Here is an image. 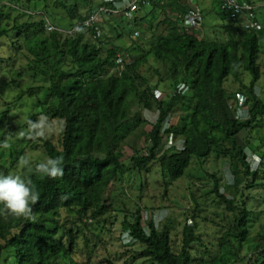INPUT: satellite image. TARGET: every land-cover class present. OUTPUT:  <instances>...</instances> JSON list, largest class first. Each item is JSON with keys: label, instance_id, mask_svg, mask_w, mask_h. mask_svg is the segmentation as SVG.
I'll return each mask as SVG.
<instances>
[{"label": "trees", "instance_id": "obj_1", "mask_svg": "<svg viewBox=\"0 0 264 264\" xmlns=\"http://www.w3.org/2000/svg\"><path fill=\"white\" fill-rule=\"evenodd\" d=\"M145 1L147 3L141 4L140 10L151 6L147 14L151 18L158 8L166 13L175 10L180 16L175 20L167 15L163 20L166 32L155 36L146 54L115 74H111V70L115 69V58L119 54L116 47L108 50L106 57H103L102 47L91 44L86 34L64 39L60 33L62 30L69 31L76 22L86 19L95 9L93 0L84 1L89 4L85 15H81L77 4L69 9L65 0H42L48 8H68L70 22L65 28L61 26L64 21L60 20L57 26L50 23L54 30L46 32L49 21L43 18L33 21L31 17V21L23 24H18L16 19L12 28L0 30V37L7 35L9 30L17 31V38L10 46L16 55L11 63L14 72L21 75L28 70L34 82L41 83L21 92L15 102L23 106L25 99L36 97L40 110L38 113L30 110L28 119L36 120L46 115L61 125L58 144L42 137L30 140L33 149L43 142L46 156L63 157L64 168L62 177L51 179L35 171L40 163L37 162L33 171L25 176L30 177L36 185L40 199L33 205L32 219L0 215V258L10 253L12 264H53L63 255H74L82 231L74 227L76 220L71 221L70 228L60 225L59 212H74L81 222L89 215L92 219L102 216L109 208L106 204L107 190L127 170L139 173L149 171L157 162L164 178L178 180L185 176L193 159H207L214 153L230 159V169L238 189L255 172L248 162L245 149L237 143L236 138L264 116V102L255 93L261 76L259 59L264 54V23H260L258 32L234 24L231 30L233 35L225 42L199 39L196 32L182 26L190 9L188 0ZM112 4V1L101 4L96 0V6L110 8ZM43 14L47 16L46 12ZM5 18V15L0 17ZM144 19L147 20V17ZM134 21L136 24L137 18ZM20 57L28 61L25 68L22 65L18 68L22 60ZM149 57L166 67L163 74H158L155 68L160 76L157 85H152L150 79L139 72ZM242 71L252 75L249 86L241 82ZM229 77L241 84L239 93H246L249 117L245 121L234 118L226 104L231 98L225 88ZM4 79L0 77V81ZM166 79L170 80L171 91L159 99L155 91ZM7 84H2L1 91ZM40 95L44 98H40ZM133 102L145 109L156 106L159 116L147 134L151 143L148 153L141 156L136 151L127 166L122 161L123 145L144 123L137 115L130 117ZM176 110L182 111V115L167 132L181 137L182 150L173 155L167 152L160 154L162 125ZM9 112L0 111V124L9 118L11 125L20 116L18 113L9 117ZM5 137L4 134L0 140L3 141ZM0 173L9 172L0 167ZM212 178L216 182L214 193L218 199L225 203L229 211H238L234 226L220 237L216 251L211 252L208 246L203 245L195 226L184 227L176 250L171 228L165 225L158 230L149 221L145 230L138 212L134 221L130 223L125 220L122 228L134 243L144 246L139 254L142 258L153 264H264V233L258 234L259 245L255 248L257 256L254 258H241L239 248L233 243L234 239L239 244L252 242L251 218L258 215L248 210L245 201L240 207L235 199L221 195L218 179L215 176ZM259 186L264 184L254 179L245 185V189L253 190ZM192 218H196L195 211ZM81 238L84 246H87L89 241Z\"/></svg>", "mask_w": 264, "mask_h": 264}, {"label": "rangeland", "instance_id": "obj_2", "mask_svg": "<svg viewBox=\"0 0 264 264\" xmlns=\"http://www.w3.org/2000/svg\"><path fill=\"white\" fill-rule=\"evenodd\" d=\"M65 1L69 9L74 7L75 4L80 6L79 12L81 15H85L89 9V4H86L85 0ZM93 1L95 7L96 0ZM167 1L165 0V2ZM250 1L251 4L256 6L258 21L264 23V0ZM195 2L203 14V23L199 31H195L199 35L197 37L217 42L227 41L233 35L231 30L235 25L220 12L219 0H196ZM188 4H190L189 0ZM68 8L66 10L48 8L42 0H0V17L2 15L7 17L4 20L0 19V30L12 28L16 19L18 24H23L31 21V17L33 21H40L43 18L56 26L61 20L64 21L61 26L65 28L70 22L67 17ZM150 11L151 6H145L134 15L132 21L121 16L109 18L104 22L103 36L98 40L87 36V40L93 45L102 47L103 57H106L108 50L116 47L120 54L123 52V54L129 55L127 59L133 62L150 50L155 36L166 32V25L163 24V20L167 15H171L175 20L180 16L175 10H168V13H166L158 8L154 12V17L151 18L147 15ZM45 12L47 16H44L43 13ZM146 17L147 20L144 19ZM135 18L138 21L136 24ZM150 23L153 24L152 30L150 29ZM63 31H60L63 38H68L65 34L68 30ZM134 32H139V36L135 37ZM16 38L17 31L13 29L9 30L7 35L0 37V67L2 66L0 77L5 78L0 81V103H2L0 104V111L2 113L10 111L9 117H14L18 113L20 115L15 118L14 123L11 125L9 118L0 124V137L4 134L6 137L11 134L8 141L10 146L7 149H0V167L9 173L25 177L33 171L37 162L41 163L48 157L43 148V142H39L38 146L33 149L30 139L18 135L19 130L26 128L25 125L30 117V110L38 113L40 107L37 106L36 97L25 99V105L23 106L15 102V99L29 87H36L41 83H35L28 70L20 75L14 72V66L11 67L16 55L13 47L10 46ZM20 43L23 44L22 41ZM20 59L22 60L18 68L21 65L25 68L28 61L24 57H20ZM259 64L261 76L256 84L255 93L264 102V54H261ZM155 68L159 71L158 74H163L166 70L162 63H157L153 57H149L139 71L144 77L150 79L152 85H157L160 80ZM116 72L115 69L111 70V74ZM251 81L252 75L249 72L242 71V84L249 86ZM2 84H7L3 91H1ZM169 85L170 80L166 79L162 82V85L160 84V88L155 91V95L156 92L159 94V91L163 95L167 94L171 91ZM241 87V84L232 77L227 79L225 88L231 98L227 100L226 104L234 118L245 121L249 117V106L245 103L246 93H239ZM40 98H44V96L40 95ZM240 99L242 102L244 101L242 105L238 102ZM136 115L144 123L123 145L122 161L127 166H129L130 159L136 151L141 156L148 153L151 143L147 134L152 130L159 112L156 106L152 109H145L144 106H139L136 102H133L130 117ZM181 115L182 111L180 110L172 113L170 127L177 123L178 117ZM48 118L50 120L51 117ZM55 126L56 131L44 138L58 144L62 131L58 122L55 123ZM236 139L243 150L245 149L252 170H255L243 182L241 188L235 187L234 175L230 169V159L214 153L207 159H193L185 176L178 180L169 177L164 178L157 162L150 167L151 170L149 171L144 170L139 173L127 170L107 190L106 204L109 208L102 216L92 219L89 215L81 222L74 212L65 210L59 212L60 225H66L67 228H70L72 227L71 221L76 220V226L74 227H79L82 232L80 233V243L77 246L76 253L72 256L63 255L60 260L53 264H153L139 255L144 246L134 243L122 228L123 222L126 220L132 223L138 212L145 230L149 221H152L158 230H162L165 225L171 228V234L175 240L174 249L179 248L184 227L195 226L196 233L203 245L208 246L211 252H215L220 237L234 226L238 211H229L225 203L218 199L214 193L216 182L212 176H215L219 181L218 186L221 195L230 200L235 199L240 207L243 206V201H245L248 210H253L258 215L251 218L250 239L252 242L239 244L236 239L233 240L235 247L239 248L241 258L250 259L257 256L255 255L257 251L255 248L259 245V242H257L259 239L258 234L264 233V186L246 190L245 185L254 179L264 184V116L260 117L252 128L242 131ZM182 147L181 137H177L171 132L166 137L163 136L160 154L167 152L169 155H173L179 153ZM14 151L15 154L12 156ZM25 154L30 161V168L17 167L18 158ZM194 211L196 213L195 219L192 218ZM74 229L76 230V228ZM81 237L89 241L87 246H84ZM197 248H195V251H197ZM10 255V253L3 254L0 258V264H4V260L6 264L7 262L12 264L13 259H10Z\"/></svg>", "mask_w": 264, "mask_h": 264}, {"label": "built area", "instance_id": "obj_3", "mask_svg": "<svg viewBox=\"0 0 264 264\" xmlns=\"http://www.w3.org/2000/svg\"><path fill=\"white\" fill-rule=\"evenodd\" d=\"M105 1H112L113 6L110 8L105 6H95V9L91 11L86 19L82 22L76 23L72 29L65 32L66 36L69 38H75L80 34H86L88 37L98 40L103 36V25L105 20L121 16L132 21L134 15L140 11L141 4L145 5L147 3L145 0H99L101 4ZM195 1L196 0H189L190 9L185 16L182 25L183 28L192 32L199 31L203 23V14L199 10ZM250 2V0H219L220 12L223 13L233 24L239 25L245 30L258 32L261 29V24L257 20L256 6ZM53 30L54 28L48 23L46 32H51ZM134 36L138 37L139 32H134ZM128 57L129 55L127 54H117L115 58V70H117V72H122L125 67L131 63L127 59ZM155 96L160 99L164 95L159 91V94L156 92ZM238 102L241 105L244 103L241 99ZM170 123L171 116H169L162 125V137L168 135L167 130L171 128Z\"/></svg>", "mask_w": 264, "mask_h": 264}, {"label": "clouds", "instance_id": "obj_4", "mask_svg": "<svg viewBox=\"0 0 264 264\" xmlns=\"http://www.w3.org/2000/svg\"><path fill=\"white\" fill-rule=\"evenodd\" d=\"M26 125L25 129L18 131V135L30 140L46 137L56 131L55 122L50 121L46 115H41L36 120L28 119ZM10 138L11 134L0 141V149H7L10 146L8 143ZM17 167L30 168L26 154L18 158ZM35 171L51 179L62 177L63 157H49L36 165ZM39 199L40 193L30 177L0 173V206H2L0 215L32 219L33 205L38 203Z\"/></svg>", "mask_w": 264, "mask_h": 264}]
</instances>
